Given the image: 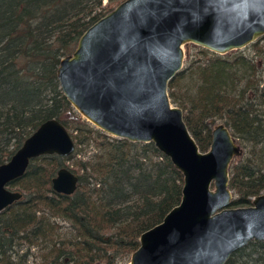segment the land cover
Returning <instances> with one entry per match:
<instances>
[{
  "label": "trees",
  "instance_id": "16d2710c",
  "mask_svg": "<svg viewBox=\"0 0 264 264\" xmlns=\"http://www.w3.org/2000/svg\"><path fill=\"white\" fill-rule=\"evenodd\" d=\"M104 1L0 0V165L51 118L76 143L68 158L33 159L11 184L24 196L0 212V264H123L140 247L141 235L182 200L184 177L153 142H131L94 127L60 88L61 59L111 4L124 0H108V6ZM252 49L250 55L204 49L205 58L169 84L170 98L183 109L201 151L210 149L218 120L239 139L243 154L231 169V207L249 206L264 194V36ZM190 70L197 91L179 97V78ZM62 167L79 177L72 195L53 190ZM226 264H264V242L237 250Z\"/></svg>",
  "mask_w": 264,
  "mask_h": 264
},
{
  "label": "water",
  "instance_id": "95a60500",
  "mask_svg": "<svg viewBox=\"0 0 264 264\" xmlns=\"http://www.w3.org/2000/svg\"><path fill=\"white\" fill-rule=\"evenodd\" d=\"M264 36V0H124L92 24L60 61V88L74 108L110 136L150 143L184 177L183 196L158 225L144 232L128 264H226L253 241L264 242V194L231 207V169L243 154L239 139L220 122L209 150L201 151L170 82L182 71L184 46L218 55L244 49ZM76 151L56 118L43 122L0 165V212L20 201L11 184L44 155ZM79 177L58 170L53 190L72 195Z\"/></svg>",
  "mask_w": 264,
  "mask_h": 264
},
{
  "label": "rangeland",
  "instance_id": "374dc122",
  "mask_svg": "<svg viewBox=\"0 0 264 264\" xmlns=\"http://www.w3.org/2000/svg\"><path fill=\"white\" fill-rule=\"evenodd\" d=\"M103 4L105 6H108V4H109L108 0H105ZM117 5H118V3L111 4V7L115 8ZM202 50H204V48H202V47H200V46H198L196 44H193V43H189L186 46H184V51L186 52V54H188V56L185 59L184 67H183L181 73L184 70H187L186 68L189 67L195 60L204 59L205 58ZM238 51L244 52L245 54L250 55L253 52L252 44L247 46L244 49L235 50L233 52L235 53V52H238ZM208 52H209V50H208ZM197 79L198 78L196 77V74H194L191 70L187 71L186 75H184L182 78H179L178 85H177L178 87L176 89V92L179 95V97H181L183 94L187 95V93H189V94L195 93L197 91V85H198V80ZM174 105H176V104H174ZM176 106H178V105H176ZM220 122H222V120L215 121L213 123V126H216ZM87 149H86V147H81V150H83L84 152H86ZM81 156L78 155V157L76 159H74L73 161H69L67 163V165L72 167L74 165V162H76L78 160V158H81ZM11 189L16 190V189H19V187H15V188H11ZM129 262H130V258L128 260H126L123 264H128ZM35 264H41V260L38 263H35Z\"/></svg>",
  "mask_w": 264,
  "mask_h": 264
},
{
  "label": "flooded vegetation",
  "instance_id": "af4514ba",
  "mask_svg": "<svg viewBox=\"0 0 264 264\" xmlns=\"http://www.w3.org/2000/svg\"><path fill=\"white\" fill-rule=\"evenodd\" d=\"M23 193V192H22ZM24 196V195H23Z\"/></svg>",
  "mask_w": 264,
  "mask_h": 264
}]
</instances>
